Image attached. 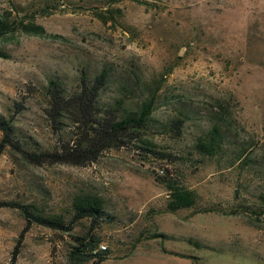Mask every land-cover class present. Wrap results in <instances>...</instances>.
Returning <instances> with one entry per match:
<instances>
[{"label": "rangeland", "instance_id": "rangeland-1", "mask_svg": "<svg viewBox=\"0 0 264 264\" xmlns=\"http://www.w3.org/2000/svg\"><path fill=\"white\" fill-rule=\"evenodd\" d=\"M0 18V115L30 152L80 142L69 118L47 115L48 78L69 93L80 73L91 82L104 70L102 113L118 99L131 113L155 91L144 141L124 132L74 162L0 147V201L66 227L1 205L0 264H71L80 235L105 250L80 264H264V0H0ZM212 125L221 142L205 154L194 143ZM169 180L194 191L191 206L166 208ZM85 193L100 199L98 216L74 217Z\"/></svg>", "mask_w": 264, "mask_h": 264}, {"label": "trees", "instance_id": "trees-1", "mask_svg": "<svg viewBox=\"0 0 264 264\" xmlns=\"http://www.w3.org/2000/svg\"><path fill=\"white\" fill-rule=\"evenodd\" d=\"M26 32L41 34L43 28L40 24L26 22L23 24ZM8 23L0 18V36L8 31ZM26 27V28H25ZM106 72L101 70L92 81H88L80 73L78 86L74 91L65 93L60 82L55 78H48L45 86L47 115L54 123H59L63 117L69 118L75 129V135L80 138L79 143L74 145L65 144L55 152L34 153L23 148L13 138V127L10 118L0 115V147L6 145L15 149L25 159L33 158L41 160L46 155L52 156L55 161L74 162L77 157H84L86 153L94 156L100 149L118 146L124 143L123 133L132 132L138 141H144L141 136H136L144 127L149 118L154 103L155 91H151L139 102L138 107L131 113L121 114L117 111L118 104L122 100H116L113 108L102 113L95 109V98L100 86L104 83ZM179 122V120H177ZM177 127V123L171 120L170 128ZM130 136V134H129ZM221 133L217 125H212L205 135L197 137L194 146L205 154H213L220 146ZM84 144L85 149L80 147ZM168 194L166 195V208L173 211L181 207L191 206L195 201L194 191L183 188L180 184L169 180L165 184ZM75 212L74 217H96L100 213V199L92 194H77L71 202ZM1 205H16L22 213L26 223L37 222L51 227H62V221L55 216L41 214L31 204H17L9 201H0ZM97 239L80 235L70 245L67 259L71 264H80L86 261H99L104 257L103 248L95 249ZM95 249V250H94Z\"/></svg>", "mask_w": 264, "mask_h": 264}, {"label": "built area", "instance_id": "built-area-1", "mask_svg": "<svg viewBox=\"0 0 264 264\" xmlns=\"http://www.w3.org/2000/svg\"><path fill=\"white\" fill-rule=\"evenodd\" d=\"M99 247H101V248H104V245H103V244H101V245H99ZM95 249H97V248H95ZM95 249H94V250H95Z\"/></svg>", "mask_w": 264, "mask_h": 264}]
</instances>
